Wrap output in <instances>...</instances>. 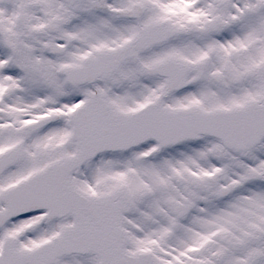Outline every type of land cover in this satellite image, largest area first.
Returning <instances> with one entry per match:
<instances>
[{"label": "snow or ice", "instance_id": "6c2138e0", "mask_svg": "<svg viewBox=\"0 0 264 264\" xmlns=\"http://www.w3.org/2000/svg\"><path fill=\"white\" fill-rule=\"evenodd\" d=\"M0 264H264V0H0Z\"/></svg>", "mask_w": 264, "mask_h": 264}]
</instances>
